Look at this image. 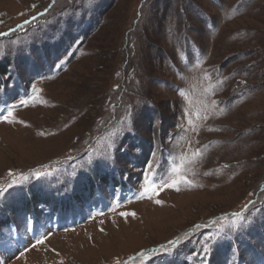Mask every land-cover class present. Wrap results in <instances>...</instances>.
<instances>
[{
	"label": "rangeland",
	"instance_id": "obj_1",
	"mask_svg": "<svg viewBox=\"0 0 264 264\" xmlns=\"http://www.w3.org/2000/svg\"><path fill=\"white\" fill-rule=\"evenodd\" d=\"M0 33V264H264V0H0Z\"/></svg>",
	"mask_w": 264,
	"mask_h": 264
},
{
	"label": "snow or ice",
	"instance_id": "obj_2",
	"mask_svg": "<svg viewBox=\"0 0 264 264\" xmlns=\"http://www.w3.org/2000/svg\"><path fill=\"white\" fill-rule=\"evenodd\" d=\"M33 19H35V17H33ZM25 23H28V21H25ZM20 27V25H17V28H19ZM0 35H4V33H0ZM42 173H39V172H36L35 173V175H37V176H39V175H41ZM173 183H176V181H174ZM168 186H172V185H168ZM0 191H2V190H0ZM157 203H160V201H157ZM121 215H126L125 213H121ZM233 226H235V222H234V224H233ZM171 243V242H170Z\"/></svg>",
	"mask_w": 264,
	"mask_h": 264
}]
</instances>
